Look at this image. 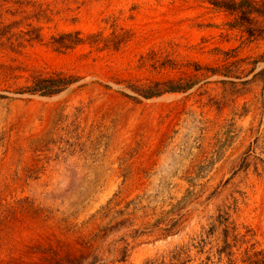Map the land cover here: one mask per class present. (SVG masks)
<instances>
[{
	"label": "rangeland",
	"instance_id": "1",
	"mask_svg": "<svg viewBox=\"0 0 264 264\" xmlns=\"http://www.w3.org/2000/svg\"><path fill=\"white\" fill-rule=\"evenodd\" d=\"M7 1L0 264H264V0Z\"/></svg>",
	"mask_w": 264,
	"mask_h": 264
},
{
	"label": "trees",
	"instance_id": "2",
	"mask_svg": "<svg viewBox=\"0 0 264 264\" xmlns=\"http://www.w3.org/2000/svg\"><path fill=\"white\" fill-rule=\"evenodd\" d=\"M3 3H7V0H0ZM25 1V0H24ZM18 3V1H15ZM3 32H8L7 28H3ZM3 35L0 34V37ZM70 35H62L58 39H53V44L57 48H64L67 49L72 44V46L78 45L80 43V40L76 38V40L70 41L69 40ZM35 39V38H33ZM67 85V80L63 78L56 77H48V78H41V76H38L34 82L32 83V86L24 88L25 92L29 93H39L41 96H50L59 93L62 88ZM23 90V91H24ZM5 96L0 95V99H5Z\"/></svg>",
	"mask_w": 264,
	"mask_h": 264
}]
</instances>
